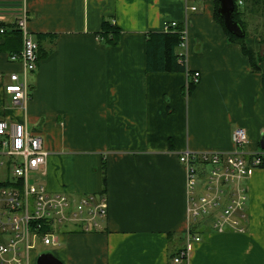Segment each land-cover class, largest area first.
Masks as SVG:
<instances>
[{
    "label": "crops",
    "instance_id": "obj_1",
    "mask_svg": "<svg viewBox=\"0 0 264 264\" xmlns=\"http://www.w3.org/2000/svg\"><path fill=\"white\" fill-rule=\"evenodd\" d=\"M190 1L0 0L1 22L25 14L39 46L24 108L10 104L6 78L0 81V119L24 121L41 136L49 192L103 193L107 200L100 230L58 233L50 253L62 264H175L189 227L201 239L177 264H264V163L246 180L242 231H217L211 219L187 215L180 152L230 151L232 130L241 127L243 151L264 153V58L253 72L215 20V1ZM103 20L118 27L116 44L102 37ZM172 21L184 28L175 51L186 71L148 70V35ZM258 28L245 39L256 53ZM21 45L20 37L0 36V74L22 77L20 64L8 59Z\"/></svg>",
    "mask_w": 264,
    "mask_h": 264
},
{
    "label": "built area",
    "instance_id": "obj_2",
    "mask_svg": "<svg viewBox=\"0 0 264 264\" xmlns=\"http://www.w3.org/2000/svg\"><path fill=\"white\" fill-rule=\"evenodd\" d=\"M201 1V0H195ZM238 5L242 0H235ZM187 10L195 11V5ZM177 25L172 21L165 29ZM18 30L21 49L8 55L21 66L22 77L13 71L0 74L3 92L13 107L24 108L29 97L28 73L35 70L38 44L26 28L23 14L12 25H3L0 34ZM184 39V30H182ZM199 73L192 74L193 81ZM230 151H192L179 153L186 169L187 215L190 220L211 219L217 231L243 230L248 190L246 180L253 168L263 166V150L244 152L246 132L232 130ZM48 152L40 135L32 133L24 121L0 119V264H30L31 254L39 255V245L57 244L58 233L66 230L83 232L101 229L106 217L107 200L103 193L68 196L49 192L42 182V166ZM201 236L188 229L185 245L173 258L175 264L188 256V247Z\"/></svg>",
    "mask_w": 264,
    "mask_h": 264
},
{
    "label": "trees",
    "instance_id": "obj_3",
    "mask_svg": "<svg viewBox=\"0 0 264 264\" xmlns=\"http://www.w3.org/2000/svg\"><path fill=\"white\" fill-rule=\"evenodd\" d=\"M214 1H215V5H214L215 20L222 27L228 40H230L231 42L238 43L240 45L243 54L247 56L249 60L251 70L253 72H258L260 70L258 63L264 58V19L262 21L263 36L262 37L259 36L261 52L256 53L251 49H249L245 44V39L248 36V32L246 29V22L243 20V15L245 12L243 11V9H241V7L242 6L247 7L246 5L249 2H252L253 5H259L264 15V0H242V5H238L234 0V10L232 13V18L235 21L239 22L242 25L243 29L245 30V35L243 37H237L227 31V29L223 24L222 18L217 13V7L219 1L218 0H214ZM3 25L6 24L3 23ZM182 30H184L183 26L177 24L174 28H167L161 32H152L148 35L146 42L148 70L151 69L154 71H167V72L186 71L184 56L177 54L175 51V48L183 41ZM101 35L107 43L116 44L118 41L119 29L110 21L103 20ZM0 36L3 38L14 36L16 38L20 37L21 39V34L18 30L6 31L5 33L0 34ZM19 50L13 52H18ZM194 87L195 84L192 81L189 82L188 92L190 93L194 89Z\"/></svg>",
    "mask_w": 264,
    "mask_h": 264
},
{
    "label": "water",
    "instance_id": "obj_4",
    "mask_svg": "<svg viewBox=\"0 0 264 264\" xmlns=\"http://www.w3.org/2000/svg\"><path fill=\"white\" fill-rule=\"evenodd\" d=\"M219 4L217 7V13L222 18L223 24L228 32L237 36L243 37L245 35V30L242 25L232 18V13L234 10V0H218ZM261 149H264V139L261 141ZM36 264H62V262L57 259L50 252H43L39 254L35 261Z\"/></svg>",
    "mask_w": 264,
    "mask_h": 264
},
{
    "label": "rangeland",
    "instance_id": "obj_5",
    "mask_svg": "<svg viewBox=\"0 0 264 264\" xmlns=\"http://www.w3.org/2000/svg\"><path fill=\"white\" fill-rule=\"evenodd\" d=\"M190 2H193V0ZM196 3H198V1ZM246 6L247 7L242 6L241 9H243V11L245 12L243 15V20L245 21L244 18L246 17V21L248 23L247 32L249 34H251L250 31L252 30V28H254V26H257V28L259 27L258 28L259 30L261 29V35L260 36L262 37L263 36L262 21L264 19L262 9L259 7V5H253L252 2H249ZM21 44H22V41H21ZM51 249H52L51 246L39 245L38 248L36 249V252H38V254H41L43 252H51ZM30 264H35L34 252H32V254H31Z\"/></svg>",
    "mask_w": 264,
    "mask_h": 264
}]
</instances>
